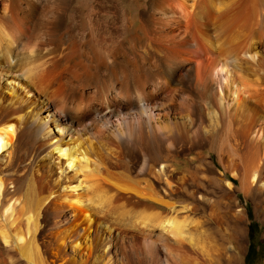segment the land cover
<instances>
[{
	"label": "bare ground",
	"instance_id": "1",
	"mask_svg": "<svg viewBox=\"0 0 264 264\" xmlns=\"http://www.w3.org/2000/svg\"><path fill=\"white\" fill-rule=\"evenodd\" d=\"M239 193L264 0H0V264H243Z\"/></svg>",
	"mask_w": 264,
	"mask_h": 264
},
{
	"label": "rangeland",
	"instance_id": "2",
	"mask_svg": "<svg viewBox=\"0 0 264 264\" xmlns=\"http://www.w3.org/2000/svg\"><path fill=\"white\" fill-rule=\"evenodd\" d=\"M180 168H184V166L181 165ZM217 172L218 170H216V173ZM227 180H230L229 174H226L224 176V181H227ZM237 200L239 201V203L246 206V209L248 211V217H249V221L247 224L250 226L249 227L247 225V228L248 229L250 228L249 229L250 231L248 233L249 237L247 239V247H246V252L244 254L245 261L243 262V264H246V258L248 256L249 251H250L249 258L251 256L252 257L248 261V264H264V218H263L264 213L262 212V210H258V213H257L256 207H254L255 206L254 202H252L251 199L247 198L242 193L238 194ZM249 214L251 215L249 216ZM253 249L256 251L258 250V252L254 254ZM14 262H17V261L14 260ZM17 264H24V262H20V263L17 262Z\"/></svg>",
	"mask_w": 264,
	"mask_h": 264
},
{
	"label": "trees",
	"instance_id": "3",
	"mask_svg": "<svg viewBox=\"0 0 264 264\" xmlns=\"http://www.w3.org/2000/svg\"><path fill=\"white\" fill-rule=\"evenodd\" d=\"M253 251H254V252H253L254 254L258 252V250L256 251V250H254V249H253ZM253 253H252V254H253ZM249 255H250V251H249L248 256H247V258H246V264H248V261H249L250 258L252 257V256H251V257L249 258Z\"/></svg>",
	"mask_w": 264,
	"mask_h": 264
}]
</instances>
